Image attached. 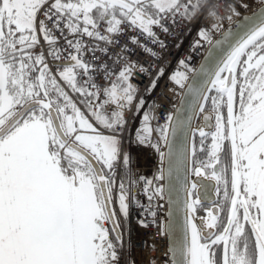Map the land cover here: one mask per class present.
<instances>
[{
    "label": "snow or ice",
    "instance_id": "snow-or-ice-1",
    "mask_svg": "<svg viewBox=\"0 0 264 264\" xmlns=\"http://www.w3.org/2000/svg\"><path fill=\"white\" fill-rule=\"evenodd\" d=\"M198 6L0 0V264H135L124 259L120 222L134 198L116 181L117 167L131 163L124 142L133 132L137 146L154 148L170 170L190 155L192 173L214 182L215 198L185 182L183 223L168 226L182 234L169 249L172 264H264V0L243 35L189 84L185 71L155 67L159 53L141 37L164 49L157 29L171 34L168 21L191 19ZM198 35L194 47L213 43L207 29ZM129 44L146 59L133 61ZM165 78L187 88L185 114L169 113L153 127L140 86L148 80L150 97ZM197 113L204 123L193 129ZM146 185L149 200L164 191ZM145 213L155 223L156 212Z\"/></svg>",
    "mask_w": 264,
    "mask_h": 264
},
{
    "label": "built area",
    "instance_id": "built-area-1",
    "mask_svg": "<svg viewBox=\"0 0 264 264\" xmlns=\"http://www.w3.org/2000/svg\"><path fill=\"white\" fill-rule=\"evenodd\" d=\"M192 5H199L195 9V14L192 15L191 19L183 18L177 16L175 21L169 20L168 26L171 29V34H164L157 29L159 37L164 41L166 47L160 49L157 45H153L145 40L144 37H141L142 42L148 43L149 47L154 48L159 53V58L154 61L155 67L163 68L166 75H171L175 71H185L188 77L190 78L196 70L197 62H200L202 54L205 50L206 43L201 41L200 47H194V44L197 40H200L198 32L200 29H207L210 31L211 35H216L218 32L228 25L231 20L240 17L243 13L252 11L258 4L259 0H185ZM191 11V9H190ZM231 17V20L228 18ZM219 23V30L214 29L213 25ZM135 35V33L129 31L128 37ZM125 37L121 40V44L128 38ZM62 43V42H61ZM129 48L133 49L136 53L132 56V60H145L146 57L140 54V49L134 48L133 45L129 44ZM112 53L119 52L118 47L113 48ZM97 55H101L97 53ZM93 64L97 63L94 57H86ZM105 60L107 58H104ZM184 60L189 68L193 70L187 71L180 66V61ZM111 64V60L107 61ZM49 63L52 61L49 58ZM195 69V70H194ZM153 71L155 68L152 69ZM137 79H140L137 77ZM135 82V81H134ZM148 80H144L140 86V94L145 95V98L148 102V107L145 110L151 109V114L156 117L152 120V126L156 127L157 125H163L165 123L166 116L173 109L174 104L176 103V98L179 94V86L175 85L173 82L167 78L161 79L158 81V87L151 96H147L144 93V87L147 85ZM135 107V105L133 106ZM130 118L131 113H126ZM130 120L129 127H132ZM153 142L158 139V136L153 134ZM162 148V145H161ZM163 149V148H162ZM155 153H151L152 162L149 165L150 167L147 171H141L136 166V156L134 159H131L130 167V183L129 190L130 196L133 197L130 204V215L128 220L125 222L123 217H121V232L123 234V256L127 261H134L135 264H162L159 262L158 254H153L157 251V244L150 245L149 237L146 236L144 239L135 238V228L140 230H145L144 234H149L154 238V234L165 236L162 230L164 216L166 213V208L162 205V200L158 196H153L151 200L148 199V196L151 195V191L148 193L145 192L146 181L152 180V188L155 189L158 184V179L160 172V155L154 150ZM131 155V157L133 158ZM156 164L154 165V163ZM121 170L122 167L118 166L116 170V181L117 184L121 182ZM139 202V203H137ZM143 205V207H140ZM152 209L156 212L155 223H153V217L150 214L145 213V209ZM143 214V215H142ZM144 219L149 226L147 228L141 227L139 221ZM148 245L147 252L148 254L142 257L138 255L135 249L139 246V251L142 250L141 245L143 244V250L145 243ZM148 257V258H147ZM141 258L143 261H140ZM147 258V260H146ZM146 260V261H145ZM165 264V263H164Z\"/></svg>",
    "mask_w": 264,
    "mask_h": 264
},
{
    "label": "water",
    "instance_id": "water-1",
    "mask_svg": "<svg viewBox=\"0 0 264 264\" xmlns=\"http://www.w3.org/2000/svg\"><path fill=\"white\" fill-rule=\"evenodd\" d=\"M259 13V8L252 11V13H246L242 16L241 19L234 20L228 25L225 29L221 31V34L212 39L213 43L208 44L207 50L203 55V59L201 60L200 64L198 65V69L196 74L190 81L189 84L193 83L194 80H201L203 77V73L201 72L202 66H207L208 62L211 58L218 57L220 54L224 53L225 50L228 49L230 43H235V40L240 36L243 35V31L246 25L249 24V17L253 16V13ZM219 41L220 43L217 44L216 42ZM187 92V88L183 89L179 101L176 104L172 114L174 118L177 115L183 116L184 113V102H185V93ZM203 120L201 114L197 113L194 119L191 122V128H195L196 125H203ZM198 134V133H197ZM169 142L173 145L174 151L178 147V141L176 136H173L171 133L169 134ZM163 144V142H162ZM164 151L167 152L168 149L164 147ZM161 174L164 178L163 188V197L164 203L166 204L168 209L167 215L165 217V223L163 226L164 232L168 235V239L170 240V246L173 247L174 242L181 238L179 230L169 231L168 226L169 222L171 221L173 225H176L177 222L182 224L184 219V208H183V201L186 198V193L184 191L185 182L187 183L188 187L190 188L192 183H197L200 186V191L203 193L204 191H208L210 195H213L215 198V191L212 188L214 184L213 181H210L206 177H196L191 169H192V158L189 155L185 164L181 165L178 169L170 170L169 168V161L168 159H161ZM171 172V174H170ZM195 176V177H194ZM123 182L126 185V180L123 179ZM177 205H179V209L177 210ZM169 251V250H168ZM172 253L169 251L166 255L165 261L166 264H172Z\"/></svg>",
    "mask_w": 264,
    "mask_h": 264
},
{
    "label": "bare ground",
    "instance_id": "bare-ground-1",
    "mask_svg": "<svg viewBox=\"0 0 264 264\" xmlns=\"http://www.w3.org/2000/svg\"><path fill=\"white\" fill-rule=\"evenodd\" d=\"M257 8H258V7L256 6L254 9H252V11H255V9H257ZM252 11H248V12L243 13L240 17H237V18L231 20V22L234 21V20L241 19L242 16H243L244 14H246V13H252ZM231 22H230L228 25H230ZM228 25H226L225 27H223V28L218 32V34H216V35H211L212 39L218 37V36L221 34V31H222L223 29H225ZM207 47H208V43H206V47H205V50H204V52H203V54H202V57H201V59H200V62H201V60H202L203 57H204L203 55L205 54V52H206V50H207ZM200 62H199V63L197 62V64H196V70L194 69V70H195L194 73H193V71L191 72V74L193 73V75L189 78L188 81H190V79H192V78L194 77V75L196 74L197 69H198V65L200 64ZM179 89H180V88H179ZM182 90H183V89H180L179 94H178V96H177V98H176V103L174 104L173 109L171 110L170 113L173 112V110H174L176 104L178 103V101H179V97H180V94H181ZM162 150L164 151V147H163ZM134 155L137 157V163H136V166H137V168L140 169V170L143 169V168L145 167L146 164H151V162H152V157H150V155H148V153H147L145 150H140V151L135 150V151H134ZM155 164H156V162L154 163V165H155ZM160 164H161V157H160V161H159V165H160ZM128 167H129V166H128ZM160 175H161V165H160L159 176H160ZM129 176H130V167H129V175H128V178H129V179H128V180H126L125 178H123V167H122L120 178H121V181H122V182H123V179L126 180V187H127V188H129V183H130V177H129ZM194 177H195V176H194ZM163 184H164V178H163V179H158V184H157L156 187H162ZM129 189H130V188H129ZM163 196H164V195L161 194V195H159L158 197L161 198V200H162V205H163V207L166 208V213H165L164 221H163V226H164V223H165V217H166V215H167V212H168V209H169V208H167L166 204L164 203V197H163ZM163 226H162V230H163ZM135 231H136V232H135V238L140 239V237H142V239H144L146 236H148V237H149V241H150V245H154L155 243L157 244V251L153 254V256H155V254H158L159 262H161L162 264H164V263L166 264L165 258H166V255H167L168 252H169L168 250H169V246H170V240L168 239V235L164 232V230H163V233H164L165 236H160L159 234H158V235L154 234V238H152V236L149 235V234H144L145 230H140V229L137 228V227L135 228ZM144 243H145V241H144ZM141 247H142V250H141V251H139V246L135 249V251H136V252L138 253V255H140V256H142L141 253L144 254V255L142 256V257H144L145 255L148 254V252H147L148 245L145 243V245H144V250H143V244L141 245ZM147 258H148V257H147ZM147 258H146V260H147ZM146 260H145V261H146ZM140 261H143V259L141 258Z\"/></svg>",
    "mask_w": 264,
    "mask_h": 264
},
{
    "label": "rangeland",
    "instance_id": "rangeland-1",
    "mask_svg": "<svg viewBox=\"0 0 264 264\" xmlns=\"http://www.w3.org/2000/svg\"><path fill=\"white\" fill-rule=\"evenodd\" d=\"M139 120H137L136 121V124L138 125L139 124ZM133 127V126H132ZM132 127H130V128H132ZM156 135V134H155ZM132 139H133V142L131 143V144H129V142L128 141H125L124 143H125V150L126 151H128L132 156L134 155V151L135 150H138V151H140V150H145L147 153H148V155H150V157H151V153H155L154 152V148H150V147H148V146H146V145H143V146H137V144L134 142L135 141V134H134V132H133V134H132ZM199 141V140H198ZM198 141H197V143H198ZM161 145H162V148L164 147V145L162 144V142H161ZM134 159V156H133V158H132V160ZM136 163H137V157H136ZM150 164H146L145 165V167L143 168V169H141V171H147V169L150 167L149 166ZM148 172V171H147ZM127 177H128V172H127ZM211 198H213V196H210Z\"/></svg>",
    "mask_w": 264,
    "mask_h": 264
},
{
    "label": "trees",
    "instance_id": "trees-1",
    "mask_svg": "<svg viewBox=\"0 0 264 264\" xmlns=\"http://www.w3.org/2000/svg\"><path fill=\"white\" fill-rule=\"evenodd\" d=\"M198 141V140H197ZM128 169V175H129V167H127ZM127 169L124 170L123 168V178H125L126 180H128L129 178L127 177Z\"/></svg>",
    "mask_w": 264,
    "mask_h": 264
},
{
    "label": "flooded vegetation",
    "instance_id": "flooded-vegetation-1",
    "mask_svg": "<svg viewBox=\"0 0 264 264\" xmlns=\"http://www.w3.org/2000/svg\"><path fill=\"white\" fill-rule=\"evenodd\" d=\"M195 139H196V141L199 140V136H198V134L196 135ZM210 196H213V195H210ZM213 198H214V196H213ZM203 214H204V213H201V215H203Z\"/></svg>",
    "mask_w": 264,
    "mask_h": 264
}]
</instances>
